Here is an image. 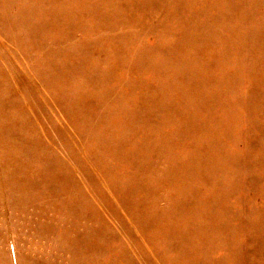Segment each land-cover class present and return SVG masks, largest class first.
Wrapping results in <instances>:
<instances>
[{
	"label": "rangeland",
	"instance_id": "obj_1",
	"mask_svg": "<svg viewBox=\"0 0 264 264\" xmlns=\"http://www.w3.org/2000/svg\"><path fill=\"white\" fill-rule=\"evenodd\" d=\"M0 264H264V0H0Z\"/></svg>",
	"mask_w": 264,
	"mask_h": 264
}]
</instances>
